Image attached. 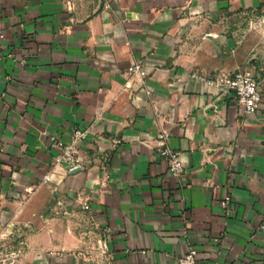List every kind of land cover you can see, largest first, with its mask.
<instances>
[{"label": "crops", "instance_id": "1", "mask_svg": "<svg viewBox=\"0 0 264 264\" xmlns=\"http://www.w3.org/2000/svg\"><path fill=\"white\" fill-rule=\"evenodd\" d=\"M0 32V264H181L190 245L202 264H264V98L247 114L204 79L264 83V0H0ZM75 128L77 172L50 139Z\"/></svg>", "mask_w": 264, "mask_h": 264}, {"label": "built area", "instance_id": "2", "mask_svg": "<svg viewBox=\"0 0 264 264\" xmlns=\"http://www.w3.org/2000/svg\"><path fill=\"white\" fill-rule=\"evenodd\" d=\"M5 37L3 32H0V39ZM12 56V55H10ZM14 58V56H13ZM15 59V58H14ZM25 62V60H23ZM143 72V64L139 61L133 62L126 70L128 80L125 82L126 90L132 89L134 82L132 78L140 75ZM196 78L200 75L195 74ZM207 84L216 89L218 92H233L234 96L247 114H254L258 111L264 98V83L258 81L249 71L237 68L231 72L217 73L207 78H204ZM88 128H75L71 132L68 142H61L57 136H52V146L58 149L54 157V165L60 166L68 171H74L77 168H82L83 162L80 156L81 143L89 136ZM170 133L167 130H162L157 134L156 140L159 154L168 160L169 171L174 175H180L184 170V163L178 152L174 151L170 145ZM109 179L105 175V180ZM233 196L231 192H226L221 200L222 208L227 212L231 210ZM75 203L85 210L90 209V204L82 190L77 191ZM58 205L63 209V214L68 216L72 211L66 209L64 201H58ZM102 254L108 253V244L104 242L99 248ZM181 264H202L199 260V252L196 247L190 245L187 252L181 258Z\"/></svg>", "mask_w": 264, "mask_h": 264}, {"label": "water", "instance_id": "3", "mask_svg": "<svg viewBox=\"0 0 264 264\" xmlns=\"http://www.w3.org/2000/svg\"><path fill=\"white\" fill-rule=\"evenodd\" d=\"M233 45H234V42H233V40L230 39V40L228 41V48H230V47L233 46ZM79 169H81V168H77V169H75L74 172L79 171Z\"/></svg>", "mask_w": 264, "mask_h": 264}, {"label": "rangeland", "instance_id": "4", "mask_svg": "<svg viewBox=\"0 0 264 264\" xmlns=\"http://www.w3.org/2000/svg\"><path fill=\"white\" fill-rule=\"evenodd\" d=\"M230 39L233 40V38H230ZM230 39H229V40H230ZM229 40H228V41H229ZM233 42H234V40H233ZM234 43H235V42H234ZM228 49H230V48H228ZM88 251H89V249H88ZM84 253H86V251H85ZM87 255H91V254H90V251L87 253Z\"/></svg>", "mask_w": 264, "mask_h": 264}]
</instances>
